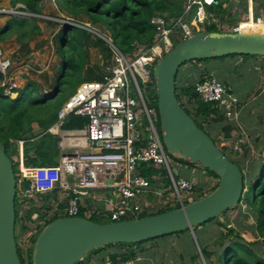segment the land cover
I'll use <instances>...</instances> for the list:
<instances>
[{
	"label": "built area",
	"instance_id": "built-area-1",
	"mask_svg": "<svg viewBox=\"0 0 264 264\" xmlns=\"http://www.w3.org/2000/svg\"><path fill=\"white\" fill-rule=\"evenodd\" d=\"M214 2L215 0H188L183 14L178 17L153 16L151 23L155 25L156 31L152 43L149 46L137 45L131 54L122 52L110 33L102 35L92 25L65 17V23L84 28L104 40L110 50V60L102 79L81 82L58 109L56 122L47 129L48 133L58 134L59 137L56 164H26L24 141L16 142V153L10 158L17 169L16 203L26 208L22 217H25V211L32 206V202L38 201L37 193L54 186L64 191L66 199L59 217L79 216L83 198L97 189H111L117 194L116 201L108 211H93L98 217L104 216L109 222H113L137 218L144 212L149 213L153 204L148 203L145 196L153 189L154 181L160 184L162 182L157 174L150 177L143 175L142 164H150L165 173V178L170 181L169 187L180 206L186 204L185 198L195 196L196 179L181 176L178 169L173 167L171 155L167 152L157 128L158 111L148 106L140 83L155 89L152 77L155 62L172 48L174 40L182 41L196 31H204L205 22L214 20L213 15L205 10L204 4L210 5ZM192 10L194 11L191 14ZM0 13L11 16H17L18 13L27 14L28 17L39 16L28 12L22 4L9 6L6 10H0ZM189 15L191 17L188 20ZM246 20L253 21V24H262L264 13L248 16ZM230 31H240L239 24L230 27ZM9 64L7 59L0 60V72L5 75L0 83L4 88L3 96L10 95L17 87L15 81L6 79ZM195 90L201 101L215 103L225 117L231 119L234 115L238 99L217 77L204 76L196 82ZM70 114L85 117L86 122L79 128L64 131L62 124ZM240 142L242 140L233 145L229 144V148L224 150L225 153L231 149L233 152H241L238 147ZM224 145L223 142L219 148ZM24 181H28L27 186L23 185ZM161 189L164 186L157 185L156 193ZM82 217H85L84 212ZM138 259L135 255L119 260L116 264H137Z\"/></svg>",
	"mask_w": 264,
	"mask_h": 264
},
{
	"label": "trees",
	"instance_id": "trees-1",
	"mask_svg": "<svg viewBox=\"0 0 264 264\" xmlns=\"http://www.w3.org/2000/svg\"><path fill=\"white\" fill-rule=\"evenodd\" d=\"M43 1L44 0H10L9 6L14 7L17 4H22L25 6V9L28 12L42 14ZM53 1L58 12L76 18L83 14L88 16L92 23L104 27L109 31L112 40L118 46V48L122 52L128 54L133 53V50L137 45L149 46L152 43L153 36L156 31L155 25L151 23V18L153 16L164 15L167 18L178 17L183 14L186 5V0ZM223 2V0H216L214 4L212 3L210 5H204H206L207 13L212 14L214 18H217L219 23L232 22L230 14L227 15L228 18H224L226 10L223 6ZM193 11L194 10L191 11V14ZM254 14L257 15L258 12L255 11ZM190 17L191 16L189 15L187 19L189 20ZM47 22L51 23L49 20H47ZM218 22H205L204 31H220L217 30V25H219ZM13 31L17 32L16 41L20 44V49L22 50V48H25L26 46L27 52H29L31 49L28 48V45L26 44L29 42L32 36L40 34V27L37 24V19L35 18L30 19L28 17L23 18L11 16L3 24V26L0 27V41L4 40L8 33ZM57 41V50H61L62 59L59 65V72L55 75L53 92L40 93L36 83L34 81H28L22 88L14 89L12 91V93H17L15 97H12L11 95L3 96L4 88L0 84V142L4 144L7 154L8 149L14 151L17 147L16 142L23 140V153L26 157V164L38 166L56 164L54 157L58 154L57 137L48 133L47 129L56 122L58 109L61 107L63 102L75 91L76 87L81 82L97 81L102 79L105 70H102L101 73L92 69H89V71H83L87 57L86 49L92 45L96 46L102 52L103 57L110 59V50L105 44V41L99 37H95L93 40L91 38V34H89L86 29L79 26L69 23H62L60 29L57 32ZM176 42L179 41L176 40ZM21 50H19V52H22ZM232 56L234 55H229L226 57ZM197 61L202 62L203 60L198 59ZM205 69H203L204 72L207 71V68ZM4 77L5 75L0 72V83L4 80ZM201 79H203V77L198 79V81ZM195 84L189 83L188 85L183 86L182 83H180V80L176 79L175 77L177 97V92L180 91L182 94L187 96V98L192 100L195 99L196 101V97L193 98L190 94L191 91L195 89ZM184 109L186 110V108ZM217 109L218 107L215 103H202L201 101H196L195 114L192 112L188 113L193 119L195 118V115L201 116L202 121L204 122L207 120L211 122H221L224 118L221 110V113H218L216 117L211 119L209 118L210 113H217ZM82 118L84 117L70 114L63 122L62 128H79L83 126V123L86 122V119L83 120ZM32 124L38 126V131L33 130ZM221 129L225 131L224 137L226 138L232 137V134L235 131L234 125L232 126L230 124L222 125ZM257 140H259V138ZM221 150L226 156L228 155V153H225L223 148H221ZM261 150L264 152V139L263 148ZM245 151L246 150L242 151V157L245 154ZM228 158L234 163L238 164L240 169H242L236 159H232L230 157ZM258 158H261V162L251 161L249 165L250 168L255 170L257 163H259V170L256 175L253 173L252 175L248 174V179L246 180L247 175L245 172H242L243 179L246 180L247 189H244L240 203L243 202L244 207L248 206V210L246 211H244L243 207L242 213L254 217V226H249V228L252 230V232H254L255 235L264 239V154H262V156L260 155ZM38 160V164H35ZM152 168L153 167L150 164H142L141 172L143 175L149 177V175H151L153 172ZM207 172L215 178H218L217 175L211 170H208ZM25 182L26 181H24L23 185L27 186ZM217 184L218 181L206 192H202L201 187L198 188L199 193L198 196H196V199L197 197L200 198L212 191L217 186ZM49 196L50 192L43 195L44 199H48ZM45 206L48 207L47 204ZM37 210L38 209L35 207L27 209L25 211V218L31 220L32 213L37 212ZM166 210H158V213ZM228 210L229 209L224 211L221 215H223ZM151 213L152 212H144L139 214L137 217L139 218L151 215ZM79 216H83V210L81 208ZM40 217H43V214H40ZM57 217H59L58 214H55L43 225L45 226L47 223L56 219ZM94 217L99 218L97 215L92 214L89 219L97 221ZM18 219L19 215L16 210V220ZM208 221L210 222L212 219H209ZM217 222L219 225L224 226L226 231L222 232V240L218 243L220 250L217 252L216 263L264 264V258L256 254V250L254 248L256 241H246L242 234L236 231L234 228L228 227L226 224L220 221ZM185 231L188 230L180 232ZM35 236H33V242L35 240ZM227 240L228 242L225 244L224 241ZM139 243H110L95 249L97 250L101 247L108 248L111 244H117L119 247H123L117 252L111 254L110 264H116L119 260H126L134 257L136 252L131 247V245L135 246ZM201 251L206 264H214L210 259L213 255V252L202 248ZM31 252L32 245L27 250V264H31ZM18 254L22 264H25V260L22 258L19 251Z\"/></svg>",
	"mask_w": 264,
	"mask_h": 264
},
{
	"label": "water",
	"instance_id": "water-1",
	"mask_svg": "<svg viewBox=\"0 0 264 264\" xmlns=\"http://www.w3.org/2000/svg\"><path fill=\"white\" fill-rule=\"evenodd\" d=\"M264 56V30L196 31L175 43L154 64L160 134L167 152L217 175V186L206 195L163 212L126 220L100 223L82 216H61L37 234L31 264H75L87 252L110 243H139L191 230L219 218L240 203L243 171L182 107L176 95L175 77L187 61L228 55ZM191 97H197L195 89ZM17 94L13 93L12 97ZM58 157H54L57 161ZM16 176L11 158L0 142V264H22L17 250ZM248 206L244 207V211Z\"/></svg>",
	"mask_w": 264,
	"mask_h": 264
},
{
	"label": "rangeland",
	"instance_id": "rangeland-1",
	"mask_svg": "<svg viewBox=\"0 0 264 264\" xmlns=\"http://www.w3.org/2000/svg\"><path fill=\"white\" fill-rule=\"evenodd\" d=\"M6 1L7 0H0V10L2 9L6 10L9 8V5L7 4ZM187 1L188 0H186L185 4L187 3ZM225 1L227 2L226 3L223 2V6L226 10V14L224 15V18L225 19L228 18L227 15L230 14L232 18V22L219 23L217 18H214V21L219 23V25H217V30L230 31V27L234 26L235 23L238 22L239 20H240L239 22L242 23L245 22L242 24L243 27L244 26L251 28L258 27V29L259 28L264 29V23L253 24L252 21L248 22L247 20H245L246 16L248 15L247 10L245 12L242 11L241 13L242 16L241 15L240 17L237 16V14H239L240 10L242 9L238 4L240 1H234V2H232L231 0H229V2L228 0ZM42 6H43L42 14H39V16L28 17L29 15L21 14V13H18L16 16V17H23V18L28 17L30 19L32 18L37 19V24L40 27V34L32 36L29 42H27L26 44L28 45V48L31 49V51L27 52L26 46L25 48H22V50L20 49V44L16 41L17 32L15 31L8 33L6 38L0 41V60L7 59L10 63L9 69L7 70L6 73V77H7L6 79H11V81H15L17 83V87H15L14 89L22 88L28 81H34L38 86L40 93H47V92L49 93V92H53L54 90L53 86L55 84V75L59 72V65L62 59L61 50H57V46H58L57 32L60 29L61 24L65 23V17H72V16L69 15L67 16L64 15L63 13L58 12L53 0H44ZM204 8L206 9V5H204ZM262 8H264V2L263 5H261L260 9H258L263 14L264 9L261 11ZM230 10H233L234 12H231ZM232 13H236V16L233 15ZM10 17L11 15L0 13V27L3 26V24ZM72 18H74L75 21L81 22L85 25L87 24L92 25L94 29H97L98 31L102 32V35H109L108 30H106L101 25L92 23L89 20L88 16L86 15L82 14L78 18L76 17H72ZM47 20L51 21V23L47 22ZM89 34H91V38L94 40L96 36H94L92 33ZM173 42L177 43L175 40ZM19 50H21L22 52H19ZM86 55L87 57L83 71L85 70L89 71V69H92L96 72L99 71L101 73V71L104 70L105 67L109 64L110 59H106L105 57H103L102 52L96 46L93 45L89 46L86 49ZM237 56L239 55L236 54L232 57L223 56V57H215L210 59H202L203 60L202 62L197 60L187 61L179 67L178 72L176 74V79L180 78L179 79L180 83H182V85L185 86L188 85L189 83L195 84L198 81V79L204 76H215L218 78L226 70V72H228L226 75L228 77H234L236 83L239 84L240 88H238V90L239 89L242 90L236 91V93L241 97V99L237 98L239 99L238 100L239 107L237 106L235 109H243L241 110L242 111L241 114L239 113L236 118L233 115L231 119H229V117L223 116L224 118L221 122H211L209 120L204 122L202 121L201 116H195V115H194L195 117L194 120L197 123V125L201 129H203L218 146H220L221 143L218 136L215 135V132L217 133L219 132L221 135H223L224 131L220 130L222 125H226V124L235 125L234 126L235 131L232 134L234 137L232 136L231 138L232 141L231 145H233L235 141L239 137H241L244 140H246L247 146L246 148L243 149L246 151L242 157L241 156L242 149L238 145V147L241 149V152L239 151L233 152L232 149L230 151L228 150L229 152L227 157L236 159L238 161L239 165L243 169V172H245V174L247 175L246 177L247 180L248 174L252 175L253 173L254 175H256L259 170V163H257L255 170L253 168H250L249 165L251 161L261 162V158L258 157L264 154V152H262L261 150L263 148V139H264V93L255 94L254 91L250 90V86L254 84L253 81H255L256 78H258V73L260 75L261 72H264V67L260 69L259 67H256L257 70H255L253 68V65H251L252 67L246 65L231 66L229 69L223 66L222 61L225 62L226 60L234 59ZM245 56L250 58L254 55H245ZM192 64L195 65L192 66ZM182 66L184 67L180 70ZM205 68H207L206 72L203 71V69ZM249 75L250 77L247 79ZM140 86L143 90V94L148 106L157 109L155 89H152L149 85L144 86L143 83H140ZM177 94H178L179 102L182 104V107L186 108V110H188L187 112L189 113L192 112L195 114L196 101L200 102L201 101L200 98L196 97V101H195V99L192 100L187 98V96L182 94L180 91H178ZM201 102L205 103L203 101ZM252 109H256L258 110V112L261 113L254 116L258 118L262 116V118L259 119L260 121H256L254 118L246 115V112L248 110L249 112H251ZM221 112L220 109L218 108L217 113L214 112L210 113L209 118L210 119L214 118L217 116L218 113ZM82 119L84 120L86 118L84 117ZM244 127L246 129H244ZM157 128L160 131V126L158 124H157ZM247 128H249L250 132L247 130ZM254 134H258L259 140L257 139L254 140ZM221 148L226 150L227 146L220 147V149ZM15 150H17V147ZM15 150L11 151L8 149L7 154L11 157L13 153H16ZM170 158L173 161V167L178 169L179 174L181 176H184L189 179L195 178L194 173H192L191 171L193 169L192 167H195L197 165L192 163H187L184 160L180 158H176L172 155L170 156ZM38 162L39 160L35 164H38ZM198 167L204 169L205 171H208L204 167L201 166ZM13 168H14V172L17 174L16 166L13 165ZM152 169L153 172H155L157 175L160 176V181L163 183L164 186V192L160 196L161 207L158 210L160 211L169 208L179 207L180 204L177 202V199L173 193L172 188L169 187L170 181L168 178H165V173L155 167ZM217 180L218 179L214 177L213 181L210 180L212 181V184L208 183L207 185L214 186ZM246 180H244L245 190L247 189ZM210 188L211 187H208V189ZM208 189L206 191H208ZM198 193H199V189L197 187V190L195 191L194 195L198 196ZM195 196H192L191 198H185L184 199L185 203L187 204L188 202L195 200L196 199ZM55 201L58 202L57 205L53 203ZM53 202L52 199L50 198L48 199H44V197H42L41 199L38 198V202H36V205L31 206L38 209L36 215L35 213L32 214L33 217L35 218H32L31 216V220L22 217L24 210L26 208L24 206H19V204L17 205L16 203L19 219L16 220L15 237L18 244L17 249L20 255L22 256V258H24L25 264H27V250L29 246L33 245V240H32L33 236H35L42 229V227L44 226L43 224H45L47 220L51 219L55 214H59L62 212L63 207H61V204L63 205V203H65L64 194L57 195ZM46 204L48 205V207L45 206ZM243 207H244V203L241 202L239 205L229 209L227 212L221 215V217L212 219V221L210 222L208 221L202 225L193 227L192 231L188 230L185 232L168 234V235L149 239L148 241H151L155 244V247L152 249V251L156 253L155 255L157 259H159L161 255H167V258L165 257L163 260L164 264H169L167 262L169 260L171 261L170 264H205L206 262L205 263L203 262V254L201 251L202 248L212 251L213 255L210 258L211 262H213L214 264H218L216 263L217 252L220 250L218 243L222 240L221 237L222 232L226 231L224 226L218 224L217 221H220L226 224V226L234 228L236 231L240 232L246 241H256L254 244L256 254L264 258V239L255 235L254 232H252V230L249 228V226H254V217L242 213ZM158 210L152 212L151 214L158 213ZM40 214H43V217H40ZM94 218L98 222L109 221L108 218L104 216H100L99 218L96 217ZM224 242L226 244L228 240ZM131 247L133 246L131 245ZM94 250L96 249L87 252L86 255L95 252Z\"/></svg>",
	"mask_w": 264,
	"mask_h": 264
},
{
	"label": "crops",
	"instance_id": "crops-1",
	"mask_svg": "<svg viewBox=\"0 0 264 264\" xmlns=\"http://www.w3.org/2000/svg\"><path fill=\"white\" fill-rule=\"evenodd\" d=\"M9 1L10 0L6 1L8 5H10ZM223 1L225 3L227 2L225 0H223ZM231 1L232 2L240 1L238 4L240 5V7L242 9L240 10L239 14H237V16H239V17L241 15L242 11L245 12L246 10L248 11V15L246 16V19H247L248 16L250 17L251 15L257 16L258 14L259 15L262 14L258 9H260L261 5H263L264 0H231ZM215 2H216V0H215ZM228 2H229V0H228ZM256 3H257V5H256ZM263 9L264 8H262L261 11ZM230 11L234 12L233 10H230ZM255 11L258 12L257 15L254 14ZM232 14L236 16V13H232ZM212 21H214V20H212ZM239 21L236 22L235 25L237 23H239ZM247 21L249 22L251 20H247ZM243 23H245V22H243ZM244 27H246V26H244ZM253 29H258V27L253 28ZM222 64L227 69H229L231 66H240V65L244 66V65H246V66L252 67L251 65H253V68L255 70H257L256 67H259V69L264 67V56H261V55H256L255 56L254 55V56L248 58L245 55H239V56H237L234 59H229V60H226L225 62L222 61ZM194 65L192 64V66H194ZM203 65H205V64H203ZM187 66H189V65H187ZM183 67L184 66H182L180 68V70ZM214 70H215V68H214ZM227 73L228 72H226V70H225V72L222 73L218 77V79L229 89V91L232 94H234L237 98L241 99V97L236 93V91H239V90H242V89L238 90V88H240L239 84L236 83V81L234 80V77H228L226 75ZM249 77H250V75L247 77V79ZM253 82H254V84L252 86H250V90L254 91L255 94L264 93V72H261L260 75L258 73V78H256V80L253 81ZM241 88H243V87H241ZM237 106L239 107V102L237 103ZM241 110H243V109H235V112H234V117L235 118L238 116L239 113L241 114V112H242ZM258 114H261V113L258 112V110H256V109H252L251 112H249V110L246 112L247 116H250V117L254 118L256 121H260L259 119H261L262 116L260 118L254 117V116L258 115ZM32 126H33V130L36 129L35 131H38V126L37 125L32 124ZM249 128H247L248 131H249ZM237 129H238V127H237ZM244 129H246V128L244 127ZM63 130L66 131L65 129H63ZM220 130H222V129H220ZM254 132H255V130H254ZM52 135H55L57 137V140H58V138H59L58 134L52 133ZM215 135L218 136V138L220 139V143L221 144L223 142L225 143L224 146L225 147L227 146V149H228L229 148L228 145L232 143V141H231L232 137L226 138V137H224V133H223V135H221L219 132L218 133L215 132ZM236 137H239V136H236ZM256 139H258V134H254V140H256ZM239 140H242V142H240L239 145H240V147H241V149L243 151V149L246 148V146H247L246 145V140H244L243 138L239 137L235 142H238ZM84 149L88 150L87 147H84ZM57 152H58V148H57ZM55 157H58V155H56ZM192 168L193 169H192L191 172L194 173V177H195L194 179H196L197 187L198 188L201 187V191L202 192H205L208 189V187H212V186H208L207 184L208 183L212 184L214 176L210 175L207 171H205L204 169H201L198 166H195V167H192ZM152 174L156 175L155 172H152L151 175ZM151 175H149V177ZM210 180H212V181H210ZM25 184H28L27 181L25 182ZM157 185L158 186H163L162 183L160 184V183L154 181L153 182V189L148 191V193L145 196L146 197V201L148 203H150V204H153L152 207L150 208L151 212L157 211L161 207L160 206L161 205L160 196L164 192V189H161L160 191L158 190L159 193L157 194L156 190H155V187ZM48 192H50V196L48 198L52 199V202L54 201V199L56 198L57 195L64 194V191L59 189L57 186H54V187H52L49 190L40 191V193H37L36 199L37 198L41 199L43 197V195L48 193ZM116 196H117V194H114L111 189H97V190H93V193H89V195L87 197L83 198V201H82V204H81L80 208L83 210L85 217H87V215L88 214L90 215L91 213L97 215L93 211H96L97 213H98V211H108L107 209L112 207L113 203L116 201ZM53 203H55L56 205L58 204V202H56V201L53 202ZM65 203H66V199H65ZM65 203H63V205L61 204V207H64ZM31 205H36V202H34ZM30 208H32V207H30ZM87 211H89V212H87ZM133 247H134V250L136 252V255L139 257V259L137 261V264H164L163 260H164L165 257L167 258V255H161L160 258L157 259L156 255H155L156 253H154V251H152V249L155 247V244L153 242H151V241H148V240L144 241L142 243H139V244H137V245H135ZM122 248L119 247V245H117V244H111L108 248L101 247V248L95 250V252H92L89 255H85L82 260L76 262L75 264H110L111 254L114 253V252H117L118 250H120ZM167 262L169 264L171 263L170 260L167 261ZM203 262L205 263V259L204 258H203Z\"/></svg>",
	"mask_w": 264,
	"mask_h": 264
},
{
	"label": "bare ground",
	"instance_id": "bare-ground-1",
	"mask_svg": "<svg viewBox=\"0 0 264 264\" xmlns=\"http://www.w3.org/2000/svg\"><path fill=\"white\" fill-rule=\"evenodd\" d=\"M239 28H240V31H256L257 29H253L251 27H243L242 26V22H239Z\"/></svg>",
	"mask_w": 264,
	"mask_h": 264
},
{
	"label": "clouds",
	"instance_id": "clouds-1",
	"mask_svg": "<svg viewBox=\"0 0 264 264\" xmlns=\"http://www.w3.org/2000/svg\"><path fill=\"white\" fill-rule=\"evenodd\" d=\"M13 90H14V89H13ZM13 90H12V91H13ZM12 91H11V93H10L11 96H12V94L14 93V92L12 93ZM16 94H17V93H16Z\"/></svg>",
	"mask_w": 264,
	"mask_h": 264
}]
</instances>
